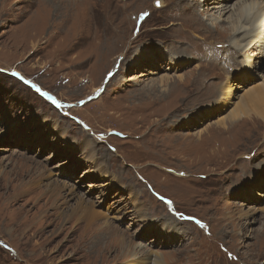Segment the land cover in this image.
I'll return each mask as SVG.
<instances>
[{
  "label": "rangeland",
  "instance_id": "374dc122",
  "mask_svg": "<svg viewBox=\"0 0 264 264\" xmlns=\"http://www.w3.org/2000/svg\"><path fill=\"white\" fill-rule=\"evenodd\" d=\"M45 1L0 0V264H129V245L142 264H264V151L241 154L252 137L264 141V120L244 118L241 140L227 146L234 132L222 123L264 90L260 45L234 54L232 33L209 21L218 9L202 15L210 25L192 19L172 33L166 21L179 18L165 21V5L179 0H150L137 38L121 10H148L146 0H62L59 11ZM177 51L186 61L166 71ZM224 82L226 96L215 97ZM154 141L158 150L142 149ZM49 177L92 213L58 220L74 202L41 200Z\"/></svg>",
  "mask_w": 264,
  "mask_h": 264
},
{
  "label": "bare ground",
  "instance_id": "6f19581e",
  "mask_svg": "<svg viewBox=\"0 0 264 264\" xmlns=\"http://www.w3.org/2000/svg\"><path fill=\"white\" fill-rule=\"evenodd\" d=\"M139 1H141V0H135L134 2L138 3ZM146 2L150 5V9L144 10V11L139 12V13H135V12H133V10H129L128 9L129 7H132V6H129L128 8H126L124 10H121L122 11L121 15H129L130 16L129 17V21L132 24V29H131L130 33H132L136 38H137V36H139V33L136 34V29H137V27H136L137 26V22L136 21H138L139 17L142 16L145 12H147V14L149 16L151 15V12H153L150 0H146ZM213 2L214 3L216 2V3L212 4ZM231 2H232V0H212L210 2L208 0H179V3L171 2L168 5H165V9H166L167 15L164 18V20L166 21L168 19V17L170 16L171 12H173L174 16L176 18H179V19L177 21V25H174L172 22H167L166 21V23L169 24L166 28H168L173 33L175 30H177L178 27H180L182 25H185L187 22H190L192 19H195V20L201 21V22H205L206 25L208 26V25H210V23H207L208 19H204L202 17V15L208 14L212 10H217L218 9V11H219L218 12V16L210 17L211 19H209V21L211 22V25L215 26V28L219 29L223 33V35L228 36L230 33H232V34H230L231 37H230V39L228 41L229 42L228 44H230V46H228L227 44H226V46L231 48L233 50L234 54L235 53L236 54H244V55L246 53L249 54L251 52V51H249L250 48L251 49L252 48H256L257 44L260 45L262 52H264V0H239V2L236 5L235 4L232 5ZM44 3L46 4V6H49L50 8H53L54 11L55 10L59 11V9L63 8V7L67 8L66 7L67 4L63 3L62 0H46ZM192 3H194V5H201V7H203V10L200 11L201 14L196 12L191 17H190L189 14H187L188 12H187L186 9ZM108 11H109V14L110 13H114L115 15L117 14V6L115 5V3H113V4L109 3ZM228 13H230V14H229V16L227 18V21H228V23L231 24V26H230V28H227V29L223 30V29L220 28V26H221L220 23H222L224 21V17ZM130 18H132V19L130 20ZM121 27H124V26H120V28ZM123 34H126V33H123ZM178 51H177L176 54H171V57L168 58L172 65L170 63H168V65L165 67L166 71H168L170 68L171 69L172 68L173 69H177V68H179V64L180 63H183V62L186 61L185 60V61L181 62L183 56L178 54ZM180 52H181V50H180ZM229 53H227V54L229 55ZM183 54L184 53H182V55ZM147 55H154V53L152 52L150 54V52H148V51H141V52L138 53L137 58L138 59H142V58H144ZM263 55H264V53H263ZM126 58H127L126 55H124L122 57L120 56L119 63H120L121 59H122L121 61H123ZM183 59H184V57H183ZM232 62L238 64L239 66L241 64H245V63H243L241 61H237L235 59H232ZM250 63H251V60H250V57H249V58H247V67L251 66ZM122 65H123V63L121 62L119 64V66L114 70V72L110 75V77L106 80L107 83L109 82L110 78L113 77L116 74V72H120V73L122 72V69H123ZM101 75H102V73L96 78L97 82H99ZM166 81H168V79ZM224 84L225 85L222 84L223 86L219 85L217 88H215V91H216L215 92V97L217 96L218 93L221 96H226V92H225L226 83L224 82ZM152 88H153V86H152ZM205 90H207V89H205ZM104 91H105V88L103 87L98 93H96V96H94L92 99L98 98V100H100L102 98V95H103ZM211 94H212V92H211ZM97 95H98V97H97ZM92 99H91V101H92ZM51 100H52V98H51ZM263 100H264V90L258 89L256 91H254L253 93L250 94L248 99L243 98L240 101V103L235 108L234 112H232L231 116L228 117V119L226 120L227 122H222L224 124V128H228L229 124L230 125L232 124V127L228 128L227 130L224 129L226 132H234L233 137H231L230 139L227 138L224 141V144H223L224 146L239 142V140H241V138L243 136V133H240V131H237V130L243 129L241 127H242V124L245 123V120L249 119L250 121L251 120L253 121L255 118H258V120H257L258 122H259V119L260 120H264V108H262V105H261V102ZM76 105L77 104L74 103V104H71L70 107L76 106ZM98 117L103 119L106 116H105V113L103 111H100L99 114H98ZM244 118H247V119L244 120ZM82 121H84V123H81V125L84 127V129L85 128L89 129V127L91 128V124L90 123L86 122L84 119ZM259 127H262V126H259ZM259 127H257V128H259ZM221 131H223V130H221ZM111 132H112L111 129L108 130V134L111 133ZM156 133H157V131H156ZM116 135L124 137L123 134L116 133ZM253 140H254V144L250 143L248 145V147L243 148V152L242 153H241V150H239L236 154L238 155L240 153L241 154H243V153H252L254 155H257L259 153H262L264 151V141L261 142V143H257V140H258L257 135L252 137V139L250 141H253ZM257 144H259V146ZM150 145L153 146V148H151L150 151L152 149H154V148H155V151L158 150V148H156L157 144L155 143V141H154L153 144H149L148 147H143L142 145L141 146H142V149H145L146 151H148ZM115 150H116V153H121V151L117 150L116 146H115ZM122 157L123 156H121V158ZM262 166L264 167V165H262ZM175 172H178V171H175ZM43 173H45V172L43 171ZM47 180H50V181L46 184V188L47 189L43 192L44 196H41V200L44 199V198H48L45 201L50 202V205L52 207H55V208H57L58 205H60L61 202H62V204L74 202L71 206H68V207L66 206V210L63 211V212H59L61 207L58 209V213H57L58 214V218H57L58 220H60L62 218L65 219V220H67V219L70 220L71 217H72V214L76 213L79 210H81V211H83L85 213H88V215H90L92 213L91 209L93 207V204L86 202V200L84 198L79 197L76 194H74L75 192L73 191V189H70V186L67 185L65 182H60L58 180L54 181V180H52V177L47 178ZM66 190H67V194H66L67 196L64 197L61 193H62V191H66ZM47 196H49V197H47ZM34 199L35 198H33L31 201H34ZM16 202H19V200L16 199L13 202L3 203V206L6 207L7 209H10L11 205H13V203H16ZM39 202H40V199L36 200V202L34 204V207ZM48 202H46V203H48ZM29 204H30V202L27 203V206H29ZM5 216L7 217L8 215H5ZM1 217H4V216H1ZM1 217H0V223H1V220H2ZM6 217H4V218H6ZM47 217H48V215L45 214L41 219L39 217L38 221H41L43 224H45V221H46ZM97 217H98L97 214H93V218H97ZM262 227H264V225ZM105 229L109 230V226H107V224L105 226ZM253 232H255V231H253ZM90 243H93V238L92 237H91ZM122 247L124 248V245H122ZM125 249L127 251L126 255L129 256L128 259L129 258H133V261L131 263H129V264H142L141 261H138L139 257H137V256H139L138 255L139 253H136V250L134 251L132 249V246L129 245ZM160 259L161 258L155 259L152 262V264H162ZM146 260H148V258H146ZM129 261H130V259H129ZM263 262H264V259H263Z\"/></svg>",
  "mask_w": 264,
  "mask_h": 264
}]
</instances>
